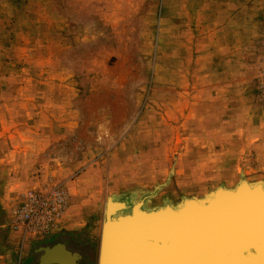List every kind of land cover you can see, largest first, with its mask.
Listing matches in <instances>:
<instances>
[{"label": "rangeland", "instance_id": "1", "mask_svg": "<svg viewBox=\"0 0 264 264\" xmlns=\"http://www.w3.org/2000/svg\"><path fill=\"white\" fill-rule=\"evenodd\" d=\"M241 179L264 183V0H0V264H97L110 199Z\"/></svg>", "mask_w": 264, "mask_h": 264}, {"label": "water", "instance_id": "2", "mask_svg": "<svg viewBox=\"0 0 264 264\" xmlns=\"http://www.w3.org/2000/svg\"><path fill=\"white\" fill-rule=\"evenodd\" d=\"M220 191L201 200L197 212L179 210L167 224L146 226L138 235L122 232L111 243L106 217L97 264H264V201L239 200L234 209H218ZM37 252L36 264H80V256L61 243Z\"/></svg>", "mask_w": 264, "mask_h": 264}, {"label": "bare ground", "instance_id": "3", "mask_svg": "<svg viewBox=\"0 0 264 264\" xmlns=\"http://www.w3.org/2000/svg\"><path fill=\"white\" fill-rule=\"evenodd\" d=\"M218 188L221 189L218 197V209H234L239 200L245 201L250 199H259L264 201L263 182L253 183L245 179H241L232 188L223 186ZM237 189H239V192H237L238 194H233ZM215 190L212 193H214ZM151 195H153V193L148 196L140 197L139 199L131 198L128 202L129 208L124 201H118V199H110L108 202H105L100 236L106 217L107 220H109L106 228H108L109 236H112L109 240V243H111V241L115 242L117 237L122 232H130L138 235V233L149 230L148 228H151L150 226L157 225L161 221H165L167 224L179 210L182 212H197L199 210V206H202L200 199L188 198L182 199L177 205L165 202L162 207L150 209L146 207V200ZM184 200L193 202H187L184 207ZM146 226L148 228H146Z\"/></svg>", "mask_w": 264, "mask_h": 264}, {"label": "flooded vegetation", "instance_id": "4", "mask_svg": "<svg viewBox=\"0 0 264 264\" xmlns=\"http://www.w3.org/2000/svg\"><path fill=\"white\" fill-rule=\"evenodd\" d=\"M64 247L66 248V250H68V251H70L71 253H73V251L70 250L66 244H64ZM83 257H85V254L80 255V263H81V260H82Z\"/></svg>", "mask_w": 264, "mask_h": 264}, {"label": "built area", "instance_id": "5", "mask_svg": "<svg viewBox=\"0 0 264 264\" xmlns=\"http://www.w3.org/2000/svg\"><path fill=\"white\" fill-rule=\"evenodd\" d=\"M34 200H35V199H34ZM28 215H29V214H28L27 212H24L22 216L27 218Z\"/></svg>", "mask_w": 264, "mask_h": 264}]
</instances>
